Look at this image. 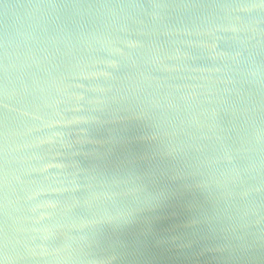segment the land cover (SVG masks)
I'll list each match as a JSON object with an SVG mask.
<instances>
[{
	"label": "water",
	"instance_id": "1",
	"mask_svg": "<svg viewBox=\"0 0 264 264\" xmlns=\"http://www.w3.org/2000/svg\"><path fill=\"white\" fill-rule=\"evenodd\" d=\"M253 2L0 0V227L7 132L8 223L36 253L17 264L110 256L82 225L105 211L144 216L118 264H264L208 230L264 228V12L210 7ZM177 172L209 192L150 213Z\"/></svg>",
	"mask_w": 264,
	"mask_h": 264
},
{
	"label": "clouds",
	"instance_id": "2",
	"mask_svg": "<svg viewBox=\"0 0 264 264\" xmlns=\"http://www.w3.org/2000/svg\"><path fill=\"white\" fill-rule=\"evenodd\" d=\"M183 7H205V5L197 4H188L182 5ZM36 7H40L36 5ZM52 7H57V5H52ZM72 7H83V5H73ZM93 7V6H89ZM101 8H126V7H137L141 8L143 5H100ZM153 7H167V5H153ZM213 8L221 9H233V10H242L246 12H252L257 10L258 12H264V0H259V2L253 3H242V4H213L210 5ZM259 17L255 18L258 31H264V29H259L260 24ZM233 31H239L235 25L232 26ZM130 47L135 46L134 42H127ZM7 54V53H6ZM251 76L254 78V82L258 81L261 78V72L259 68H254L250 70ZM5 76L7 77V66H5ZM8 152L9 145L7 142V132H5L4 140V178H5V197H4V207H3V216L4 221L2 227H0V264H17V261L23 259L25 254L35 255V249L25 240H19L13 230L10 228L9 212H8V199H7V164H8ZM168 155H173L169 152ZM51 165H46L45 168L50 167ZM183 180V173L177 172L175 175L170 177V183L160 186L153 198L156 201L154 207L149 210L150 213H155L157 210L162 209L167 203L177 194V190H183L187 192H198L203 196H206L209 192L207 182H193V183H179ZM49 206H53L52 202H49ZM144 217L141 214L138 215H128L123 218H117L105 211L99 217H93L92 219H85L82 221V225L90 228L93 231V234H100L105 231L106 228L110 229L115 234V239L112 244V254L108 257L97 258L92 256L86 261L79 257H73L71 254L67 256H55L53 260L55 264H72L74 260L79 259L80 264H118L125 251L128 248V241L125 239L126 231L133 225L137 224L138 221ZM251 221H245L240 225L243 229V233H238L233 227L230 230H227L224 235H218L214 227L209 223L208 230L217 238V248L219 250L227 251H240L247 252L250 249L257 246H264V228H258L257 231L253 232L251 230ZM257 224L260 223L259 220L256 221ZM39 231L38 229H35ZM23 245L24 253L20 251L19 245Z\"/></svg>",
	"mask_w": 264,
	"mask_h": 264
}]
</instances>
